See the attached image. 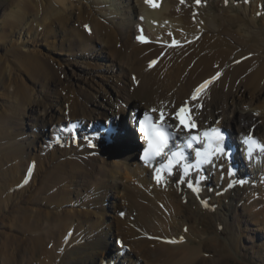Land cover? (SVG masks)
<instances>
[{
	"label": "bare ground",
	"instance_id": "1",
	"mask_svg": "<svg viewBox=\"0 0 264 264\" xmlns=\"http://www.w3.org/2000/svg\"><path fill=\"white\" fill-rule=\"evenodd\" d=\"M5 1L6 11L13 7L14 1L17 2L14 7L18 9L8 11L4 20L0 34L3 43L17 31L22 34L24 28L34 29V33L53 28L44 40L52 34L57 35L59 28L71 31L70 26L77 16V23L85 20L91 24L92 37L83 34L89 48L94 49L93 44L98 42L113 49L114 39L124 38L126 42L133 39L131 53L127 55L125 50H119L118 54L127 61L133 57L131 70L138 71L139 76L134 94L129 91L123 94L132 116L130 123H124L121 118L114 119L105 111H98L95 118L96 104L89 101V94L83 92V100L78 99L74 89H67L53 69L47 67L39 52H24L12 45L9 50L14 63L30 76L37 75L42 81L47 78L43 83V100L55 97L57 106L61 105L47 111V103L46 110L40 112L38 108L44 102L33 99L32 91L19 76L13 72L7 76L9 68L0 59V87L2 84L13 87L10 105L0 107V179L4 177L0 181V223L10 229L8 234L0 235V264H58L59 258L66 264H138L139 260L146 264H229L239 258L244 235L253 232L250 226L260 227V232H264V152L255 151L249 159V146L245 143L246 137H252L264 144V18L258 16L259 6H264V0H227V3L226 0H202L200 6L195 4V0H185V3L163 0L157 2L159 7L155 8L145 0H88L92 6H86L82 0ZM93 12L117 29L96 18ZM77 32L75 35L78 37L80 34ZM140 36L149 42L139 43ZM35 37L34 42L38 44L41 36L35 34ZM173 39L180 46H170ZM71 42L75 43L76 37ZM147 58L149 61L146 63ZM6 60L9 62L8 58ZM162 70L161 75L159 72ZM217 76L219 78L214 79ZM209 80L212 81L210 86L199 94L198 100L193 101V89ZM59 86L76 96H59ZM188 99L187 103L193 109L191 115L198 121L200 132L211 127H223L230 133L232 148H241L243 152L242 156L238 152L232 158L227 151L226 156L231 157L228 162L223 164L220 160L215 163L224 165V171L217 173V180L207 177L203 182L204 174L190 173L187 182L194 183L199 189L198 194L186 183L179 184L175 178L167 176L161 183L154 180L149 166L140 160L139 147L143 139L136 133L137 122H134L140 111L151 112L158 116L157 119L162 111L164 124L172 128L175 137L188 138L190 134L183 129L177 131L180 123L175 119L179 108L184 107ZM65 100L70 106L69 120L63 115ZM115 102L117 113H125L119 101ZM99 106L107 108L103 104ZM201 106L202 111L199 110ZM247 108L253 109L246 111ZM59 110L63 114L59 115ZM27 115L37 124L45 121L46 126L54 129L51 132L53 143L43 140L46 127L39 125L36 128H41L40 135L35 133L19 138L27 125L18 122ZM107 127L116 133L109 136L113 141L109 144L107 133L102 132ZM97 134L100 137L95 138ZM71 140L78 142L76 146L80 151L76 147H69L70 150H63L60 155L49 151L51 145L52 148L60 143L66 146ZM44 143L48 145L47 154L40 158L39 165L33 168L34 174L29 176L32 163L37 159L36 149L39 144L46 147ZM178 150L185 157L181 164L191 165L189 151L180 142ZM74 152H78V157L74 158ZM31 157H35L33 161L29 160ZM91 163L92 170L89 169ZM97 163L101 164L98 166ZM236 164L239 167L234 173L230 167ZM245 164L250 167L249 187L242 184L249 176ZM19 165L21 168L17 169ZM42 167L45 175L40 185L35 187ZM21 172L24 174H21L19 185ZM206 172L209 176L212 169ZM223 174L226 176L221 182ZM177 176L181 181L180 173ZM79 180L91 184L90 192L91 186L95 185L94 192L87 190V201V198L81 201L80 193L74 189ZM13 185L22 186L21 191L13 193ZM212 187L217 190V197L210 194ZM31 190L34 192L27 200L23 194ZM15 194L22 204L15 200ZM106 201L108 205L104 204ZM30 203L35 210H30ZM241 203L245 205L242 207L247 214L244 224L239 211ZM67 204L78 205L82 209L93 207V213L87 209H65ZM5 207H12V214H6ZM110 207L114 220L105 217ZM93 216H98L99 220L93 221ZM22 231L24 235L21 237ZM92 235L94 239L90 238ZM114 237L118 240L117 245L112 242ZM67 238L70 240L66 244ZM170 240L177 242L167 243ZM75 242L78 244L74 245ZM49 246L51 250H48ZM262 249L255 258L264 264Z\"/></svg>",
	"mask_w": 264,
	"mask_h": 264
},
{
	"label": "rangeland",
	"instance_id": "2",
	"mask_svg": "<svg viewBox=\"0 0 264 264\" xmlns=\"http://www.w3.org/2000/svg\"><path fill=\"white\" fill-rule=\"evenodd\" d=\"M82 1H83V4H85L86 6L90 5V1H88V0H82ZM2 2H4V4ZM5 3H6L5 0L0 1V34L2 32L1 28L4 25L3 24L4 20H5V18H7L8 13L13 11V9H16V10L18 9V7H14L15 5L17 6V2L14 1V5L11 4V5H13V7L10 6L6 11ZM44 3H45V5L47 4L46 2H44ZM90 6H92V5H90ZM263 9H264L263 4H260L259 9H258L259 10L258 16L261 18H264V10ZM93 15L96 18H99L102 22L109 25L110 27H113V29L116 28L112 23H109L108 20L107 19L105 20L102 16H100L94 12H93ZM43 16H44V13H43ZM76 17H75V19H73V21H72L73 24L70 26L72 28L71 31H68V29H63V28H59V30L55 29V30H58L59 33H57V35H55V36H54V34H52V36L46 40H44V37L47 38L52 33L53 28L48 27L47 32H41V33H40V30L39 31L37 30L38 32L36 31L37 33L36 32L34 33V29L26 30V28H24V31H22L23 32L22 34H21V31H17L16 33H13L12 36L9 37V39L7 40L6 43H3L4 41H0V46L2 47V48H0V59H3V61L6 62L7 68H9V70L7 69V73H8L7 76L10 75L9 74L10 72H13L16 76H19L20 80L22 79L21 81H23V83L32 91L31 94L33 96V99L36 101H39V102L40 101L44 102L43 105L38 108L40 112H44L46 110L45 105L47 103H49L47 105V111L54 109V107L56 109H58L61 105L57 106V102H56L55 97L52 99L50 98V100H48V101L43 100L44 99V87H45L44 84L47 81V78H45L46 80L42 81V80H40V77L37 75L36 76L31 75L30 76V74L27 71L21 69L17 63L13 62V59H14L13 54H11V51L9 49H12V47H10V46L14 45V46L19 47L18 49L21 51H24V52H28L30 50H36L37 52L40 53L39 54L40 57L44 59L43 62L47 65V67L52 68L53 71L57 74L58 78L61 79L62 82H64L67 89H69V90H70V88L74 89L73 91L78 96V99L83 100V95H84V94H82L83 92H86V94L90 95L89 101L96 104L95 108L97 110L95 109V111L97 114L95 113V118H96V116H98V111H100V112L105 111L109 116L111 115L112 118H114V119L119 120L121 118V120L124 123L126 121H127V123H130V117H132L131 113H130L131 110H130L129 106L126 105V102H124L126 100H125L123 94L125 91L126 92L129 91L132 94H134V90H135L134 88H138L136 86V83L138 85L137 80H138L139 75H138V71L131 70L132 67H131L130 63H131L133 57H131V61H127L124 56H122V55L119 56L118 51L119 50H123V51L125 50L126 54L129 55L131 53V51L133 50V47H131L133 45V39L128 40L126 42V39H124V38L120 39V40L113 38L114 39L113 40V49H111L110 46H108V44H106V43H105L106 44L105 45L104 43L99 44L98 42L95 43L96 45L93 44L94 49L89 48L88 47L89 45L86 42L87 38L86 37L84 38V35L92 37L91 36V24L89 22L85 23V20L78 21V23H77L76 21L78 18H76ZM223 21L226 24L229 22L227 20H223ZM229 24H230V22L228 23V25ZM89 29H90V31H89ZM72 30H73V32H72ZM28 31H29V34H28ZM75 31H78L77 33L80 34L79 36L81 38L79 36L77 37L75 35L76 34ZM54 32H56V31H54ZM114 33L117 34V32H115V31H114ZM35 34H37L38 36H41V38H42V39L40 38L38 44L35 43L34 42L35 39H33V38H36ZM67 37L70 40L66 39ZM70 37L72 39H74L76 37V42L75 43H73L74 41L71 42L72 39ZM22 41L23 42L25 41V43L22 44ZM49 43L54 44L55 46L54 45L51 46ZM150 50L151 49H148L147 51H150ZM145 52L142 53L141 55H144ZM100 53H101V56H99ZM155 53L156 54L154 56L157 55V52H155ZM127 55H125V56L127 57ZM163 56H164V54L162 55V57ZM6 58L9 59V62H8V60H6ZM148 59L149 58L146 59V63L149 61ZM163 72H164V70L160 71L159 74L162 75ZM130 81L132 83L135 82V84L131 85ZM12 88H13L12 85L9 86L8 84H6V86L2 84V86L0 87V104H1L0 107L5 106V105H10V103H11L10 93L13 90ZM53 88H55V87H53ZM194 90L195 89H193V91ZM122 91H123V93H122ZM57 93L61 97H66V96L74 97V95H75L74 94L72 96V93H70L68 90L64 91V88L63 87L61 88L60 86L57 89ZM49 95H51V94H49ZM209 99H212V97H210ZM116 100H118L119 103L121 104L122 108L125 109V113H123V114L117 113L118 110L116 111V108L114 106V104L116 103L115 102ZM204 100L206 101L205 97H204ZM85 101H83V102H85ZM188 101H189V99L186 100V102H188ZM65 102H66V100H65ZM102 104L105 105L107 108H104V107L102 108V106L97 107V105H102ZM142 106H143V102L141 104V107ZM202 106L200 107L201 109H199L201 111H202ZM89 107H93V106L89 105ZM65 108H66V110H65L64 114L61 113L59 110V115L63 114L65 116L66 120H69L71 118L69 117L70 116V111H69L70 106H69L68 102H66ZM252 109L253 108H250V109L247 108L246 111H250ZM80 110L82 111V109H80ZM57 115H58V113H57ZM92 116H93V120H94V114ZM22 118L23 119H21L18 123L23 124V126H25V124H26L27 127H25V129L22 131V136H19V138H27L28 135H35V133H37V135H40L41 128H36V126L39 125L42 127H46L43 130V136H44L43 140L46 141V143L47 142L51 143L52 141H54L51 139V137H52L51 132L54 129L46 126L44 124L45 121H42V122L39 121V123L37 124V122L32 121L28 115H27V117H25V118L22 117ZM98 122H100V121H98ZM104 122L105 121H103V122L101 121L100 123L104 124ZM89 123L92 124V122H90V121H89ZM23 126H22V129H23ZM32 128H35V130L33 131ZM81 137H80L81 142H83L84 135ZM70 142L72 143V145H70ZM70 142L67 143L66 146H63L64 144H61V143L58 145L57 144L53 145V146H58L56 148H54V147L52 148V145H51V149L49 151L50 152H59V155H60V153H62L63 150H66V151L70 150L69 147H76L80 151V149H79L80 147L78 148L76 146L78 142L74 143L72 140ZM40 146H41V144H39V147L36 149V152H35L37 159H35V161L32 164H34V163H35V165L38 164L40 161V158L45 157L47 154L46 149H47L48 145L45 144L46 147H44V148H42ZM81 148H82L81 150L83 151L84 147L81 146ZM91 148H92L91 150H93V147H91ZM71 150H73V148ZM72 155L73 154H71L69 156L71 157ZM78 155H79L78 152L77 153L74 152V158L78 157ZM91 155L94 156L95 153H91ZM80 156H82V155H80ZM86 156H89V155H86ZM86 156H85V158H90V157H86ZM29 157H30V155H29ZM34 158L35 157H31L30 159L29 158L28 159L30 161H33ZM61 160L63 161V159H61ZM28 161L25 162L24 171H26ZM100 164L101 163H97L96 165L99 166ZM9 165L10 164L7 163V166H9ZM90 165H91V167H89V169L92 170L93 164L91 163ZM20 168H21V165H19L17 169H20ZM86 168H88V167L86 166ZM246 168H247V173H248V171H250V167L248 168V166H247ZM94 169L97 170V167H95ZM5 170H6V168H5ZM98 171H99V173H97V174H100V170H97V172ZM218 171H223V169H221V168L214 169V171H213L214 174L211 177L212 179H214V180L218 179V176H217ZM23 172L19 173V176H21L20 180L18 182L19 185L22 181L21 180L22 179L21 174H24ZM248 174L250 175V173H248ZM44 175H45V168L42 167V171L40 173L39 180L37 179L35 187L40 185L41 179L43 178ZM221 176H223L221 178V182H223L225 180L224 176H226V175L223 174ZM3 178L4 177H2V179ZM97 178H100V176L99 177L97 176ZM250 178H251V176L247 179L248 182H245V183L242 182V184H244L246 187H249L250 186L249 184L251 183ZM2 179H0V181ZM27 182H25L24 184H27ZM19 185H17L16 187H14V185H13V190H11V191H13V193L16 191H21L22 186H19ZM89 185H91V184L88 182H84L83 180H81V181L79 180V182L75 183L74 189L77 191V193H80L81 201L82 200L84 201L85 198H87V196L89 195V192H90L88 190V189H90ZM35 187H34V189H36ZM210 189H211L210 194H213V195L215 194V196L217 197L218 192H216L217 190L215 191V187H212ZM87 190L89 192H87ZM94 190H95V185L91 186V192L92 191L94 192ZM32 192H34V190H31V191L23 194L24 198L27 197V200H28V197L32 194ZM222 192L226 193L225 190H223ZM14 198H15V200H17L19 202V204H22V203H20V197H17L16 194H15ZM261 199H263V198H261ZM87 200H89V198H87L86 201ZM117 200L119 201V198H117ZM104 204L108 205V202L106 201V203H104ZM111 205L113 206V203ZM242 205L245 206L244 204L241 203L239 207H242ZM28 206H29L30 210H35L34 205H32L31 203ZM126 206H128V203H126ZM64 208L65 209L69 208V209H74V210H79V211L90 210L91 213H93V211H92L93 207H87L85 209H82L78 205L70 206L67 204V206H65ZM110 208L111 209H109V212H108V214H106L105 217L107 219L109 218L111 220H114L115 218L112 217V216H114V212H112V211L110 212V210H112V207H110ZM243 209H244V207L239 208V211L243 215V216H241V220L243 221L242 223L244 224L245 221H247V218H246L247 214H245V211H244L245 209L244 210ZM3 210L6 212V214H12L10 212L13 210V208L12 207H5V208H3ZM213 210H215V209H213ZM246 212H248V210H246ZM134 215H136V213H134ZM120 216H121V214H120ZM132 217L134 218L135 216H132ZM220 219H224V218L221 217ZM1 220H3V219H1ZM98 220H99L98 216L97 217L93 216V221L97 222ZM75 224H78V223L75 222ZM248 226H249V223L247 225H245L246 230L248 229ZM250 229L253 232H251V234H249V235H247L248 233H246L244 235V237H245L244 243L241 245L242 246L241 254H240L241 256L239 258L237 257L236 259H233L229 264H262L263 261L256 259L255 255L257 252L261 251L262 245L264 244V232L263 233L260 232V230H261L260 227H255L252 225L250 226ZM256 230H258L259 232ZM8 231L10 232L9 227L0 223V235L1 234H8L9 233ZM94 234H96V232ZM20 235L22 237L24 235V231L20 232ZM70 235L72 236V234H70ZM71 236H69V237L71 238ZM70 238L65 239L66 244L68 243ZM90 238L94 239V235H92V237H90ZM91 242H93V241H91ZM112 242L114 245L118 244V240H115V237L112 239ZM73 244L77 245L78 243L75 242ZM48 250H51L50 246H49ZM127 252L131 253L130 249H127ZM262 252L264 253L263 249H262ZM49 254L50 253H48V255ZM48 255H46V257ZM134 259H135V261H137V258H134ZM57 262H58V264H66L67 263V262L61 263L60 258H59V261L57 260ZM116 262H117V259H116ZM138 264H146V263L142 260H139Z\"/></svg>",
	"mask_w": 264,
	"mask_h": 264
},
{
	"label": "snow or ice",
	"instance_id": "3",
	"mask_svg": "<svg viewBox=\"0 0 264 264\" xmlns=\"http://www.w3.org/2000/svg\"><path fill=\"white\" fill-rule=\"evenodd\" d=\"M146 3L151 4L152 7H159V4L156 0H145ZM181 3H185V0H181ZM227 3V0H226ZM195 4L200 6L202 4V0H195ZM90 31V29H89ZM171 36V33H169ZM138 39L142 43H147L145 37L140 36ZM173 47L180 46L179 42L175 39L172 40L171 45ZM155 61H153V64ZM219 77H215L214 79H218ZM212 83L211 80L206 81L205 83L201 84L197 89H195V94L192 96V100H198L199 94L208 87V85ZM156 112V109L152 110ZM190 113L189 107H181L179 112L176 113L175 119L179 120L180 127L177 128V131H181L182 129H187L191 131L193 128L196 127L194 123L186 119V116ZM165 116L164 113L161 111L159 116V123H157L151 116L145 114L143 120L139 121V130L143 135L147 138L149 148L144 153V162L146 165L150 167H154L153 161L156 157L161 156L164 154V150L168 147L169 140L172 139V134L170 132L165 131V128L168 127L164 124ZM204 137L208 138L213 136L215 138L214 146L210 147V150L205 153H201L200 151L196 152V156L198 158L203 157L204 162L212 163L213 157H219L225 155V149L222 147L223 136L216 130L212 129L211 133L205 132ZM193 141L200 142L197 136H192L187 144L188 148H192ZM245 143L249 146L248 147V157L251 159L254 151L264 152V144H261L257 140L253 139L252 137H246ZM95 147V145H92ZM185 159L184 154L182 152H174L168 158L166 164H161L159 168H155V179L157 183H161L162 181V173H166L167 175H174V169L181 164V162ZM199 167V165H197ZM184 175L187 176L190 173V167L188 165H184L183 168ZM180 183H184L185 181L181 180ZM188 188L191 189L194 193H199V189L194 185V183H188ZM208 205L205 204V207ZM177 241L170 240L167 243L175 244Z\"/></svg>",
	"mask_w": 264,
	"mask_h": 264
}]
</instances>
